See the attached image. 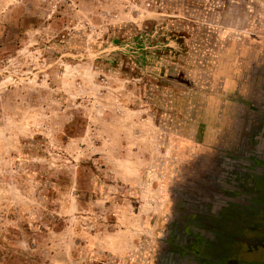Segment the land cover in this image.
<instances>
[{"label": "rangeland", "instance_id": "374dc122", "mask_svg": "<svg viewBox=\"0 0 264 264\" xmlns=\"http://www.w3.org/2000/svg\"><path fill=\"white\" fill-rule=\"evenodd\" d=\"M263 120L264 0H0V264H160Z\"/></svg>", "mask_w": 264, "mask_h": 264}, {"label": "flooded vegetation", "instance_id": "af4514ba", "mask_svg": "<svg viewBox=\"0 0 264 264\" xmlns=\"http://www.w3.org/2000/svg\"><path fill=\"white\" fill-rule=\"evenodd\" d=\"M258 127L261 131L253 135L246 161L229 179V195L222 196L219 211L207 220L213 233L197 229L188 217L178 221L166 238L160 264H264V218L257 221L255 227L261 229L257 235L239 237L222 229L238 220L256 221L257 215L264 214V120Z\"/></svg>", "mask_w": 264, "mask_h": 264}, {"label": "crops", "instance_id": "0c3cea01", "mask_svg": "<svg viewBox=\"0 0 264 264\" xmlns=\"http://www.w3.org/2000/svg\"><path fill=\"white\" fill-rule=\"evenodd\" d=\"M112 250V249H110ZM120 251V243L118 241V239L116 238V254H118V252Z\"/></svg>", "mask_w": 264, "mask_h": 264}]
</instances>
